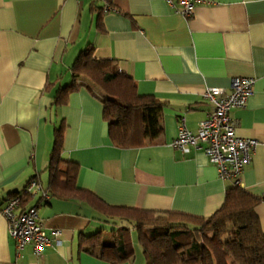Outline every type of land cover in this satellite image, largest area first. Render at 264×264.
Instances as JSON below:
<instances>
[{
    "label": "crops",
    "instance_id": "1",
    "mask_svg": "<svg viewBox=\"0 0 264 264\" xmlns=\"http://www.w3.org/2000/svg\"><path fill=\"white\" fill-rule=\"evenodd\" d=\"M194 1L183 17L181 6L165 0H0V211L35 178L39 188L27 208H36L50 239L40 256L30 245L18 255L0 213V264H146L131 225L79 200L41 198L62 121L61 157L78 165L80 189L113 207L207 217L232 184L202 151L183 155L171 147L178 119L195 133L212 108L203 99L207 88L229 92L234 79L252 78V94L230 114L239 137L258 141L240 188L264 196V0ZM87 49L113 60L139 95L164 103L150 144L114 146L100 101L83 88L53 107ZM255 214L264 232V203ZM100 231L104 247L86 252L84 238ZM117 252L132 255L118 260Z\"/></svg>",
    "mask_w": 264,
    "mask_h": 264
},
{
    "label": "trees",
    "instance_id": "2",
    "mask_svg": "<svg viewBox=\"0 0 264 264\" xmlns=\"http://www.w3.org/2000/svg\"><path fill=\"white\" fill-rule=\"evenodd\" d=\"M69 71L70 81L54 93L53 107L65 105L70 94L83 88L100 101L114 146L141 147L154 140L164 103L153 96L139 95L132 78L119 71L113 60L99 59L93 49H87L78 54ZM65 129L62 121L55 130L50 180L44 191L47 199L79 200L108 220L131 225L138 234L146 264H264V232L255 214L264 196L256 197L232 186L226 190L222 205L207 217L105 205L77 186L78 165L62 159ZM12 197H18L20 209L26 210L32 194L23 192ZM83 243L86 252L95 254L97 248L104 247L102 232L85 237ZM115 255L124 260L132 252Z\"/></svg>",
    "mask_w": 264,
    "mask_h": 264
},
{
    "label": "built area",
    "instance_id": "3",
    "mask_svg": "<svg viewBox=\"0 0 264 264\" xmlns=\"http://www.w3.org/2000/svg\"><path fill=\"white\" fill-rule=\"evenodd\" d=\"M170 5L175 1L181 6L180 14L189 17L195 5L194 0H165ZM106 11H113L106 7ZM254 79L236 78L231 83L229 92L222 88H207L203 99L211 105V110L195 133L189 131L183 117L178 119L177 135L171 142V147L183 155L191 150H200L208 161L215 166L219 179L228 180L232 186L240 187V174L251 161L258 141L239 137L236 134V121L231 117L233 108L244 107L252 94ZM35 180L27 183L24 192L33 194L38 190ZM43 198L47 196L42 193ZM0 213L7 223L9 237L15 243L19 253L28 245L33 254L40 256L42 250L50 245V239L45 233L44 225L38 217L35 207L20 209L18 197L7 200ZM59 231H53L57 236Z\"/></svg>",
    "mask_w": 264,
    "mask_h": 264
},
{
    "label": "rangeland",
    "instance_id": "4",
    "mask_svg": "<svg viewBox=\"0 0 264 264\" xmlns=\"http://www.w3.org/2000/svg\"><path fill=\"white\" fill-rule=\"evenodd\" d=\"M112 233V231L111 230H104V236L107 238V237H109L110 236V234ZM147 233V232H146Z\"/></svg>",
    "mask_w": 264,
    "mask_h": 264
}]
</instances>
